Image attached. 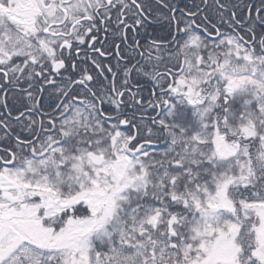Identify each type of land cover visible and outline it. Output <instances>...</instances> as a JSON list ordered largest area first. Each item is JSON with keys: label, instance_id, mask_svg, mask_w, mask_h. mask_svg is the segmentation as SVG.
Wrapping results in <instances>:
<instances>
[{"label": "snow or ice", "instance_id": "1", "mask_svg": "<svg viewBox=\"0 0 264 264\" xmlns=\"http://www.w3.org/2000/svg\"><path fill=\"white\" fill-rule=\"evenodd\" d=\"M0 133V264H264V0H0Z\"/></svg>", "mask_w": 264, "mask_h": 264}, {"label": "flooded vegetation", "instance_id": "2", "mask_svg": "<svg viewBox=\"0 0 264 264\" xmlns=\"http://www.w3.org/2000/svg\"><path fill=\"white\" fill-rule=\"evenodd\" d=\"M198 2V0H197ZM187 3H191V0H181V4H187ZM155 35H163L164 34V29L158 26H153L152 28H150V31H153ZM138 39L141 40V43H146L147 42V38L142 34L141 36L137 37ZM105 63H112L113 66H115V59H111L110 61H105ZM115 67H114V71H115ZM139 81H136L134 78L132 80V83L135 84ZM144 87H148L146 84H143ZM145 97H147L148 95V90H145ZM12 106L11 101H10V107ZM15 114V112H14ZM15 132L16 134L21 135L22 137H27V133L25 131L22 130V126L21 125H16L15 128ZM0 136H2V133H0ZM15 146V140L13 137H7V138H0V149H7V148H14ZM3 153L0 152V155H2Z\"/></svg>", "mask_w": 264, "mask_h": 264}, {"label": "trees", "instance_id": "3", "mask_svg": "<svg viewBox=\"0 0 264 264\" xmlns=\"http://www.w3.org/2000/svg\"><path fill=\"white\" fill-rule=\"evenodd\" d=\"M161 70L163 71V68H162ZM133 77H134V79H135L136 81H139V83H141L142 85H143V84H146V85L148 86V87H144L145 90H149V89L151 88V84H150V83H146L142 78L136 77V76H135V73H133ZM144 95H145V93H144ZM136 114H137V116L144 115V116L147 117V116L152 115L153 113H152V111L149 109L147 112H143V113H141V112H137ZM163 146H164V142L161 141V142L159 143V147H163Z\"/></svg>", "mask_w": 264, "mask_h": 264}]
</instances>
